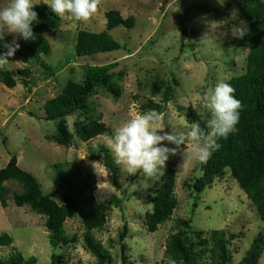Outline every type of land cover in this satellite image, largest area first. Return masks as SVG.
<instances>
[{"label":"rangeland","instance_id":"374dc122","mask_svg":"<svg viewBox=\"0 0 264 264\" xmlns=\"http://www.w3.org/2000/svg\"><path fill=\"white\" fill-rule=\"evenodd\" d=\"M5 3L7 0H0V5ZM110 10H117L122 18H134L132 29L119 26L108 32L120 49L89 57L76 56L77 32L105 31V13ZM60 21L59 29L46 35L50 50L41 56V62L51 67L55 76L47 77L39 63L16 54L0 69L28 68L31 74L27 86L21 77L16 79L12 89L0 83V169L15 156L18 166L36 178L44 194L54 190L50 180L54 164L76 162L85 172H90L96 181L94 196L99 204L105 205L112 199L121 201L120 208L112 206L107 212L105 226L92 231L109 252L112 264H123L118 238L124 223L128 226L126 264H163L164 244L174 232V222L178 218L190 219L192 229L203 231L204 236L212 230L225 231L230 239L229 264H240L252 240L259 233L264 236V223L228 173L215 180L196 199L197 195L188 185L200 176L201 164L182 154L184 146H181V151L167 161V165L169 161L174 162L176 169L174 192L178 206L170 221L156 232L148 233L143 227L144 213L152 207L147 195L160 178L153 181L141 174L129 175L116 163L109 147L116 127L138 110L147 111L144 104L162 102V90L155 96L151 94L150 85L156 80H169L173 88V98L163 104V120L158 122L165 125V132H171L172 127L187 130L190 124L184 115L188 107L207 121L209 113L202 106V95L217 82L227 81L245 70L247 50L240 47L241 38L234 37L232 32L236 29L246 32L247 24L240 17L234 0H102L90 21L80 23L69 16ZM13 38L6 36L4 42ZM111 63L115 64L111 69L112 83L119 89V96L98 90L90 97L94 117L110 128V134L82 142L73 133L76 117L71 115L66 118L68 130L74 136L70 146L48 141L47 136L56 133L57 122L46 120L43 103L56 96L68 81H81L86 66ZM106 158L117 168L116 184L105 165ZM5 187L7 207L0 205V235L7 234L13 243L11 247H0V258L7 257L14 249L25 259L35 257L36 264H50L53 254H63L64 264H97L84 248V227L78 218L67 219L64 223L65 234L75 237L76 241L54 249L44 227L45 218L28 206H15L12 195L21 189L14 181L6 182ZM53 199L57 204L62 203L58 196ZM258 264H264V252Z\"/></svg>","mask_w":264,"mask_h":264},{"label":"trees","instance_id":"16d2710c","mask_svg":"<svg viewBox=\"0 0 264 264\" xmlns=\"http://www.w3.org/2000/svg\"><path fill=\"white\" fill-rule=\"evenodd\" d=\"M240 17L247 24L246 35L240 39L239 45L247 50L244 73L227 80L235 88V96L242 102L237 130L227 139H220L221 147L212 157L200 166V176L193 179L188 187L197 197L210 188L215 180L222 179L227 173L236 181L238 187L255 206L259 219L264 223V0H234ZM37 11L39 24L33 25L36 39L24 41L19 39L20 48L15 52L18 57L30 58L32 62L43 68L47 77L55 76L51 67L41 62V56L50 50L46 35L59 29L60 18L52 14L45 4L34 7ZM105 31L91 33L78 31L74 43V52L78 57H89L96 54L109 53L120 49V45L109 35V31L122 26L132 29L134 18H122L117 10L105 13ZM0 42V54L7 51ZM109 65H93L84 68L83 78L79 82L68 81L61 91L43 103L46 120L56 121L57 130L52 136H47L59 146L68 147L74 135L82 142H88L98 136L110 134V128L99 118L94 117L90 97L98 90H104L112 96H119L120 91L112 83L114 77ZM30 71L28 68L15 71H0V83L12 89L16 79L23 78V84L29 85ZM121 75V74H120ZM172 82H177L172 78ZM152 96L162 90L160 103L144 104L147 110L161 114L163 104L173 98V88L169 80L154 81L151 85ZM74 115V132L70 133L66 118ZM191 124L198 122L206 128V121L190 107L184 115ZM102 152H105L102 149ZM113 183H117V168L109 159H105ZM53 192L44 194L41 185L29 172L21 169L17 158L12 156L7 164L0 169V205L7 207V189L5 183L14 181L21 189L12 195L17 207L28 206L30 210L45 218L44 227L49 232V243L52 248L67 247L74 243L75 237L69 238L64 232L67 219L78 218L83 227L84 248L96 259L97 264H112L109 252L92 234L101 230L107 221V212L114 207H121V201L109 200L105 205L99 204L94 196L97 189L94 176L85 172L73 163H57L52 166L50 176ZM176 169L174 162H168L165 174L155 182V187L147 195L151 211L143 216V227L148 233L156 232L159 227L170 221L178 206L175 196ZM58 196L62 203L57 204L53 197ZM193 206H196L194 202ZM172 232L164 244V260L172 257L178 264H229L230 239L225 231L212 230L206 236L203 231L193 230L190 219L178 218L174 222ZM235 236L232 235V238ZM128 226H122L118 242L121 260L126 264V244ZM13 240L7 234L0 235V247H11ZM264 252V236L258 234L251 242L249 249L242 257L240 264H258ZM63 254H53L50 264H64ZM0 264H36L35 257L25 259L21 253L11 250L7 257L0 258Z\"/></svg>","mask_w":264,"mask_h":264},{"label":"clouds","instance_id":"9594fccd","mask_svg":"<svg viewBox=\"0 0 264 264\" xmlns=\"http://www.w3.org/2000/svg\"><path fill=\"white\" fill-rule=\"evenodd\" d=\"M40 3L47 5L59 18L69 16L76 22L86 23L98 12L102 0H40ZM40 3L36 0H7L0 5V42L5 41L6 36L14 37L12 41L3 43L7 51L0 54V69L10 63L8 58L20 48L19 39H36L33 25L41 21L34 6ZM232 35L242 39L246 33L243 29H236ZM201 103L209 113L206 128L192 122L187 130L172 127L171 132H165V125L158 123L163 120L161 114L154 110H138L113 130L109 147L116 163L129 175L141 174L154 181L165 174L169 157L176 155L184 146L183 150L187 151L182 150V154L205 164L220 149L218 141L227 139L237 130L242 102L236 98L235 88L221 80L202 95ZM165 142L175 147H168ZM166 264L178 262L168 257Z\"/></svg>","mask_w":264,"mask_h":264}]
</instances>
